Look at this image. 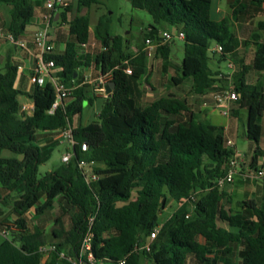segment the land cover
Segmentation results:
<instances>
[{
	"label": "trees",
	"instance_id": "obj_1",
	"mask_svg": "<svg viewBox=\"0 0 264 264\" xmlns=\"http://www.w3.org/2000/svg\"><path fill=\"white\" fill-rule=\"evenodd\" d=\"M234 1L240 20L252 5L264 4ZM130 2L153 19L146 39L176 29L172 43L184 45L179 64L172 62V43L151 58L144 46L137 52L126 50L125 37L113 34L108 14L95 26L89 14H81L100 0H77V14L72 16L73 3L60 12L61 23L51 36L55 48L45 56L60 69L58 83L75 87L53 115L49 110L56 91L51 80L25 93L16 87V63L9 61L0 70V155L8 150L23 157L0 159V229L10 230L0 244V264H264V193L235 203L225 187L217 186L230 169L234 147L227 145L226 129L210 122L206 112L198 111L197 99L193 101L201 96L212 103L213 93L224 90L216 85L222 81L220 72L210 66L215 55L226 61L240 46L254 42L258 49L252 64L235 61L228 78L238 94L231 112L235 116L239 109L248 110L245 137L253 145L250 166L256 168L264 158V88L248 76L264 71V40L254 34L253 41H240L225 21L211 18L212 0ZM0 4L12 7L4 31L16 40L38 10L47 13L43 0ZM257 30L264 35V20ZM180 34L184 39L177 38ZM159 64L163 75L174 71L169 84L173 91L165 92L167 85L154 79L152 67ZM110 72L115 90L103 101L95 126L83 127L78 119L97 98L93 86L84 84L85 75L96 79ZM186 87L192 95L179 92ZM21 95L34 101L33 114L20 116ZM68 128L75 142L70 162L40 177V166L50 160L60 145L56 138ZM84 172L98 179L87 181ZM260 188L264 192V182ZM193 195L198 197L194 205L187 202ZM172 205L176 209L163 222L164 210ZM51 220L54 228L47 230ZM156 228L151 250L137 251ZM88 233L93 262L82 255ZM46 246L54 250L42 253Z\"/></svg>",
	"mask_w": 264,
	"mask_h": 264
},
{
	"label": "crops",
	"instance_id": "obj_2",
	"mask_svg": "<svg viewBox=\"0 0 264 264\" xmlns=\"http://www.w3.org/2000/svg\"><path fill=\"white\" fill-rule=\"evenodd\" d=\"M235 1L234 0H212V6H211V18L215 21H225L227 25L230 27L231 31L240 39V41H253V35L259 34L260 35V42H263L264 35L262 32L257 30V24L259 21L264 20V4L261 8H258L254 5L251 6V9L248 14L243 15L242 19H238L234 15V6ZM11 9L12 7L7 4H0V30H8L10 23H11ZM43 8L40 10L39 14H36V16L33 18L31 25L28 26L26 29L25 34L20 39L23 41V46H15L11 43L0 39V70L4 69L6 64L11 61L16 63L19 66V74L16 81V87L20 89L21 91L28 93L32 90L34 85L30 82V77L33 74V70L36 67L37 61H38V51L35 48L34 44V33L38 28H40L43 25V14H44ZM63 47V46H62ZM216 46H214L215 48ZM258 47L254 44V42H250V44L246 47L240 46L236 51L235 57H228L226 62L228 63V67L230 68L231 64H235V61H244L246 65H251L255 54L257 52ZM213 57V61L216 64H219L220 62V56L217 55ZM172 62L179 64L180 61L175 60L172 57ZM156 64V62H155ZM157 68V67H155ZM231 69V68H230ZM219 71L220 80L216 85L218 87H221L223 89L228 88L231 84L230 79L228 78V75L232 74V69L230 74H225L221 70H214ZM248 80L251 83L254 84H261L264 88V71H251ZM187 88V87H186ZM184 88L180 90L179 92L181 94H184V91H187V89ZM188 88H190L188 86ZM186 93V92H185ZM148 97L150 99L154 98L153 93H148ZM193 98V97H192ZM19 99L21 100L20 104H32L34 101L27 97L26 95L19 96ZM197 99V106L198 111H204L206 112V118L210 120L215 118L217 119V115L220 116L222 119H219V122L212 121L213 124L223 126L226 129L228 140L232 141L234 143V151H237L240 153L244 159L245 164H250V158L252 155V143L248 140V138L245 137V130H246V123H247V113L248 110L246 108L239 109V113L237 115H233V112H231L230 117H225L222 115V110L217 108L214 104V102L209 103L208 106H204V101L209 99V97H199L193 98V101H196ZM212 101V99H211ZM99 102H101V105H99ZM103 99L96 98L94 102L95 111L97 109H102L103 107ZM237 107L235 103H231V106ZM232 107V108H233ZM95 115V113H94ZM216 115V116H214ZM97 117V115H95ZM264 119V116L262 120ZM261 120V123H262ZM96 119L93 120V122L90 123V125L86 126L83 124V113L81 117H79L78 122L86 128H89L94 125V122ZM76 122V121H75ZM58 139V138H56ZM241 139L243 141V150H238V141ZM60 145L65 146V152L69 150V145L67 141L58 139ZM65 154V153H64ZM63 154V155H64ZM55 170V169H54ZM54 170H51L50 172H53ZM49 173V172H48ZM249 182V181H248ZM247 183L246 180H244L242 177H238L235 181V184L233 183V187L231 188V192H229L230 189L229 185L226 186L224 189L229 192V194H233L236 191V186L239 184L245 185ZM262 183V182H261ZM260 184V183H259ZM233 196V195H232ZM33 211V210H32ZM3 242V241H2ZM1 242V243H2Z\"/></svg>",
	"mask_w": 264,
	"mask_h": 264
},
{
	"label": "built area",
	"instance_id": "obj_3",
	"mask_svg": "<svg viewBox=\"0 0 264 264\" xmlns=\"http://www.w3.org/2000/svg\"><path fill=\"white\" fill-rule=\"evenodd\" d=\"M73 0H43V7L46 9L47 13L43 15V25L36 30L34 33V42L38 50V61L35 69L33 70V74L30 77V82L33 85L43 86L46 83V80L49 79L53 83L56 91V101L53 103L51 109L49 110V114L53 115L55 111L59 108L61 103L70 97L75 89L74 86L67 87L65 85H61L58 83L55 75L59 72L60 69L56 68L54 61H46L45 56L51 53L55 45L51 41V36L54 34L55 29L59 26L60 21V12L64 11L67 7L71 5ZM57 15L59 16L57 18ZM57 19V20H56ZM175 33L170 31L163 32L159 38L152 39L148 38L144 42L143 51L147 53L148 57H153L158 48L162 46H166L171 44L174 40L173 36ZM179 40L184 39V34H180L177 37ZM0 39H5L9 43L15 46H23V41L16 40L11 33H6L4 30H0ZM217 52L221 53L223 48L221 46L217 47ZM232 69V73L235 71V66L233 64L230 65ZM128 74H131V70L127 71ZM113 73L110 72L106 75L100 74L99 77L93 79L90 74H86L84 78V84H90L93 86V89L96 93V97L106 100L108 98V94L106 93V86L108 83L112 82ZM213 102L215 106L222 110V115L225 117H230L231 115V103L233 101L238 100V94L232 87H228L224 90L216 91L213 93ZM204 106H208V103H205ZM35 104H20V116L25 117L34 113ZM97 116L100 115L101 109H97ZM58 139H62L67 141L69 145V150L65 152L62 156V162L67 164L70 162L73 152V146L75 144L72 137V129H65L58 136ZM228 147L233 148L235 145L232 141L228 140ZM87 147L83 146V150L86 151ZM244 157L235 151V154L231 160L230 169L228 173L217 180V186L219 188H224L227 185L233 184L238 177H242L246 181L251 182H264V158H260L259 163L256 168H251L250 164H245ZM85 164L82 163L80 168L84 167ZM87 181L97 180L98 177L95 175H90L89 173H85ZM198 200L196 195L191 196L190 199L187 200L190 204L194 205V203ZM189 217V215L187 216ZM93 219H91V223ZM160 228H156L150 236L147 238L146 242L137 247V251H150L152 248V243L157 238ZM0 234L5 238L10 236V230L1 231ZM92 234L88 233V235L84 238L82 243V255H87V260L89 262H93V255L91 253L92 250ZM51 250H54V247H42L40 251L42 253H47ZM64 257V255H62ZM126 260H124L121 264H125ZM75 264H87L83 261H76Z\"/></svg>",
	"mask_w": 264,
	"mask_h": 264
},
{
	"label": "rangeland",
	"instance_id": "obj_4",
	"mask_svg": "<svg viewBox=\"0 0 264 264\" xmlns=\"http://www.w3.org/2000/svg\"><path fill=\"white\" fill-rule=\"evenodd\" d=\"M77 0L72 1V16L77 14V6H76ZM40 10L37 11V14H39ZM81 14H89L92 18L93 26H95L98 22V19L103 14H108L111 18V24H112V31L114 35L117 36H123L125 37L124 46L125 49L130 52H137L139 48L144 46V42L146 39V29L149 27L150 24L153 23V19L150 16V14L144 10H138L133 8L130 0H100V4L94 5L92 8L82 9ZM93 29V28H92ZM130 43H129V41ZM172 57L175 60H178L181 62L184 55V45L182 41L176 40L174 43H172ZM216 58L218 57L215 55ZM210 66L213 70H221L225 74H230L231 69L228 67V63L226 61H220L219 64H216L213 60L210 63ZM2 68V67H0ZM153 75L155 76L154 79L158 80L160 82L163 81L167 88L165 92H169L174 88H171L172 86H169L170 84V77L174 74L173 70H170L169 74L163 75L161 72V64L158 65L157 68L152 67ZM157 81V82H158ZM162 83V82H161ZM188 94H191L190 89ZM150 91V90H148ZM173 91V90H172ZM192 95V94H191ZM190 95V96H191ZM19 102L21 103V100L19 99ZM99 105H101V102H99ZM94 105L86 104L83 110V124L88 126L91 122H93L94 119H97L95 115L97 112L95 111ZM198 109V107H197ZM95 113V115H94ZM216 116V115H214ZM217 119L210 118V122L214 120V122H219V119H222L220 116L217 115ZM262 140H261V147L264 149V119L262 120ZM93 125L92 127H94ZM243 141L241 139L238 141V150H243ZM65 153V146L64 145H58L52 152V156L50 160L41 165L39 168V176L42 177L46 175L51 170H54L58 168L62 164V156ZM0 159H18L22 160V155L13 153L8 150L2 151L0 155ZM261 182H251L246 183L245 185L239 184L236 186V191L232 194L234 197L235 203L239 200L246 199V198H254L256 195H263L264 192L261 191L260 184ZM235 184V182H234ZM228 186V185H227ZM230 189L227 188V190H230L233 187L232 184L229 185ZM228 192V193H229ZM176 209L175 205L167 207L166 210H164L162 221L164 222L166 218H168ZM8 211V208H7ZM12 218V217H11ZM14 218L9 221V224L13 223ZM53 220L49 223V226H47V230H51L54 228L53 226ZM5 240V237L0 234V244L2 241Z\"/></svg>",
	"mask_w": 264,
	"mask_h": 264
},
{
	"label": "water",
	"instance_id": "obj_5",
	"mask_svg": "<svg viewBox=\"0 0 264 264\" xmlns=\"http://www.w3.org/2000/svg\"><path fill=\"white\" fill-rule=\"evenodd\" d=\"M59 16L57 15V18H58ZM57 20V19H56ZM173 32L175 33L176 32V29H173ZM115 87H116V85H115V83L112 81V82H110V83H108L107 84V86H106V93L110 96V95H112V93L114 92V90H115Z\"/></svg>",
	"mask_w": 264,
	"mask_h": 264
}]
</instances>
